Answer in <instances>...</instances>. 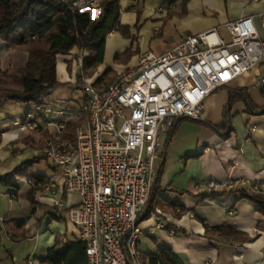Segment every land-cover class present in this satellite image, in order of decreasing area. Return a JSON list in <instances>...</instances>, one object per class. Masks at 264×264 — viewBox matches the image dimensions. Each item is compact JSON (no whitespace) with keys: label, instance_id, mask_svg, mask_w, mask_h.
Wrapping results in <instances>:
<instances>
[{"label":"crops","instance_id":"obj_1","mask_svg":"<svg viewBox=\"0 0 264 264\" xmlns=\"http://www.w3.org/2000/svg\"><path fill=\"white\" fill-rule=\"evenodd\" d=\"M118 2L122 28L107 34L103 62L85 66L89 51L79 47L68 54L59 53L55 89L60 85L80 88L84 80L97 89L106 88L113 78L136 69L140 56L164 53L184 36L212 28H218L223 37L229 38L227 22L257 16L263 8L262 0ZM128 51V56H122ZM28 59L27 50L11 48L0 38V77L9 69L24 68ZM263 75L264 63L212 92L205 100L200 119L180 118L168 137L161 135V156L156 167L162 187L168 190L162 195L161 205L140 221L144 229V255L156 252L158 245H167L187 264H264V228L259 227L264 215L241 191L247 188L244 182H264V87L256 84ZM59 99L64 98L47 96L46 100L54 103ZM81 101L71 96L73 104ZM36 108L34 103L0 99V175L15 184L0 183V264H28L30 257L35 264H46L47 251L56 244L57 236L62 238L61 247L79 240L78 228L66 219L65 209L54 205L53 197L60 194L63 178L43 153L49 132L17 129L16 123L35 113ZM249 126L255 130L247 133ZM171 145L176 151L177 168L184 165V172L189 164L193 165L192 170H186V184L163 177ZM36 158L38 161L29 170V174L37 175L36 179L16 174V170ZM208 181H233L238 191L221 188L219 192L224 194L203 196L202 191L193 190V184ZM64 199L67 206H76L80 195L71 192L64 194ZM168 200L187 211L181 212L179 206L170 205ZM156 214H161L177 233L155 227ZM15 220L25 222L21 238L8 228V222ZM207 226H226L237 233H207Z\"/></svg>","mask_w":264,"mask_h":264},{"label":"built area","instance_id":"obj_2","mask_svg":"<svg viewBox=\"0 0 264 264\" xmlns=\"http://www.w3.org/2000/svg\"><path fill=\"white\" fill-rule=\"evenodd\" d=\"M103 1L64 3L97 17ZM262 1L257 16L226 23L229 38L218 28L186 35L164 53L140 56L136 69L106 88L97 89L84 80L81 102L59 99L16 123L19 131L49 132L43 153L63 178L54 205L64 208L66 219L78 228L88 264H146L139 219L159 176L161 135L168 137L180 118L200 119L212 92L264 63ZM256 84L264 87V75ZM76 119L80 124L75 138H64L68 123ZM254 130L249 126L247 133ZM244 184L249 193H264V182ZM194 187L196 192L210 193L233 189L235 182L208 181ZM71 192L80 195L76 206L65 203L64 194ZM156 220L158 229L177 233L161 214H156ZM28 264L35 260L30 257Z\"/></svg>","mask_w":264,"mask_h":264},{"label":"trees","instance_id":"obj_3","mask_svg":"<svg viewBox=\"0 0 264 264\" xmlns=\"http://www.w3.org/2000/svg\"><path fill=\"white\" fill-rule=\"evenodd\" d=\"M120 5L118 0H104L101 13L93 17L90 11H82L64 3V0H0V38L11 48L25 49L29 59L24 68L9 69L0 77V99L9 98L16 102L34 103L42 107L49 103L47 96L58 85L57 55L68 54L74 47L86 49L89 55L84 60L87 67L103 62L105 39L109 32L121 29L119 24ZM129 51L122 56H128ZM80 120H72L67 125L64 138L74 139L75 129ZM38 161L31 160L16 174L30 176V168ZM0 183L7 186L15 184L0 175ZM159 176L154 183L145 213L140 221L161 205L162 193ZM166 191L168 187H162ZM12 191V190H11ZM33 191V190H32ZM32 191L30 193H32ZM230 191H238L234 188ZM243 197L253 202L257 210L264 215V193H249L241 190ZM225 192H203V196H217ZM174 207L179 206L181 212L187 209L168 200ZM180 212V213H181ZM264 228V219L259 223ZM8 228L16 237H23L25 222L15 220L8 222ZM218 232L231 236L236 230L226 226H207V233ZM62 238L57 236L56 244L49 248L45 258L46 264H88L86 244L81 240L65 243L61 247ZM149 264H187L170 246L158 245L156 252L144 255Z\"/></svg>","mask_w":264,"mask_h":264},{"label":"rangeland","instance_id":"obj_4","mask_svg":"<svg viewBox=\"0 0 264 264\" xmlns=\"http://www.w3.org/2000/svg\"><path fill=\"white\" fill-rule=\"evenodd\" d=\"M113 82L117 80V78H113L112 79ZM58 89H54L51 93H50V97H54V96H57V95H61L62 98L64 99H67L69 101H71V96L74 95L75 98H79V99H84V91L83 89L81 88H68L66 86H62L60 85L59 87H57ZM64 92H61L63 91ZM176 154V151H175V148H174V145H171V147L169 148V160L167 162V165H166V171L163 173V177H170V179H175V180H178V181H183V183L186 184V170H192L193 169V165L189 164L186 168V170H184V172H182V169H185L184 165L182 167H178L177 168V163L178 161L175 160V155ZM189 180V179H188ZM193 186V190H195L194 186L195 184L192 185ZM162 193L166 192V190L164 188L161 187V190ZM165 194V193H164ZM167 210L169 208H166Z\"/></svg>","mask_w":264,"mask_h":264}]
</instances>
